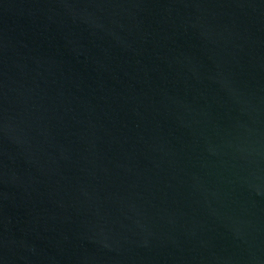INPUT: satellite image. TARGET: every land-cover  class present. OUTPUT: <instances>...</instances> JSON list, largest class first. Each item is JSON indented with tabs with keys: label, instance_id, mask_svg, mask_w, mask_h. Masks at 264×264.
<instances>
[{
	"label": "water",
	"instance_id": "obj_1",
	"mask_svg": "<svg viewBox=\"0 0 264 264\" xmlns=\"http://www.w3.org/2000/svg\"><path fill=\"white\" fill-rule=\"evenodd\" d=\"M0 264H264V0H0Z\"/></svg>",
	"mask_w": 264,
	"mask_h": 264
}]
</instances>
